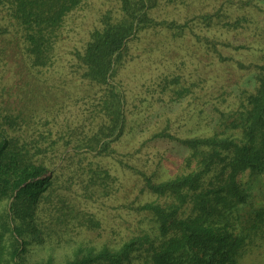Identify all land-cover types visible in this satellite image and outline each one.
Masks as SVG:
<instances>
[{
  "label": "trees",
  "instance_id": "16d2710c",
  "mask_svg": "<svg viewBox=\"0 0 264 264\" xmlns=\"http://www.w3.org/2000/svg\"><path fill=\"white\" fill-rule=\"evenodd\" d=\"M110 1V7L98 10L86 35L69 52L71 70L79 75L84 89L73 103L79 110L73 120L54 128L50 114L39 117L10 110L3 106L0 94V200H11L7 216L12 232L8 256L0 255V264H24L31 241L44 243L46 236L80 235L85 228H100L102 221L90 210V203L103 206L123 187L112 161L139 175L141 192L155 196L122 203L126 209L146 214L149 226L119 245L80 244L77 254L63 264H133L136 259L143 264H240L239 250L264 223V206L256 207L254 201L264 176V64L259 66L255 90L242 94L236 111L225 117L227 113L215 103L217 127L210 134L185 136L186 123L171 121L172 104L192 95L198 82L182 85L179 77L165 75L152 83L141 82L140 87L148 90L133 96L131 83L120 78V70L137 58L131 53L136 42L161 31L177 37L190 31L206 52L220 56L219 45L224 42L201 37L194 27L222 24L225 16L220 11L178 22L157 15L160 5L169 0ZM91 3L0 0V40L14 36L33 68L52 67L70 17ZM245 21L246 14H235V20L225 25L232 29ZM1 67L0 49V72ZM172 81L180 88L170 93L167 85ZM162 102L164 110L152 112ZM143 103L149 106L140 110ZM153 118L164 120V125L152 138L138 142L133 156L149 141L154 145L168 141L185 150L180 171L166 178L156 169L150 172L116 156V144L124 143L134 131H144ZM36 264L55 263L48 259Z\"/></svg>",
  "mask_w": 264,
  "mask_h": 264
},
{
  "label": "rangeland",
  "instance_id": "374dc122",
  "mask_svg": "<svg viewBox=\"0 0 264 264\" xmlns=\"http://www.w3.org/2000/svg\"><path fill=\"white\" fill-rule=\"evenodd\" d=\"M169 1L160 5L157 15L178 22H185L200 14L221 11V15L225 16L222 24L204 27L198 23L194 27L195 32L201 37L208 36L224 42L219 45L221 55L206 52L205 46L200 44L197 36L190 31L183 37L174 36L169 31H161L158 35L148 33L140 43L136 42L132 46L131 53L137 58L128 63L126 68L121 69L119 76L126 84L131 83L128 88L130 93L135 92L133 96L148 90L147 87H140L141 82L161 80L165 75L179 77L182 85L191 86L198 82L192 95L189 93L180 102L172 104L175 105V111L170 118L172 122L186 123L185 128L188 131L185 136L210 134L213 128L217 127L219 120V113L214 111L215 103L227 113L225 117H228L238 109L242 94L255 90L259 66L264 64V0H250L248 6H244L242 2L249 0ZM239 3L243 8L239 9ZM110 4V0H92L90 6L76 11L73 18L70 17L64 40L58 45L60 46L58 61L52 67L41 70L33 68L14 36L2 38L0 94L3 106L10 110H24L34 116H51L50 119L54 121L51 126L54 128L73 120L79 114L78 106L73 103L79 101L84 89L79 75L76 76L71 70L72 58L69 52L80 37L86 35V30L98 16V10L106 9ZM114 4L112 3V6ZM235 14L240 16L246 14L248 21L228 29L225 22L235 20ZM172 83L173 81L167 85L168 88L166 86L170 93L174 88H180L178 83L171 85ZM170 86H173L172 89ZM154 88L155 86H152V90ZM157 90L159 93L162 92V88L157 87ZM162 105L163 102L156 104L152 112L164 110ZM145 106L148 107L149 104L143 103L140 110L145 109ZM138 108L131 112L132 120L136 118L134 116L136 113H132ZM155 120L150 119L152 125L147 124L148 129L144 127V131L128 134L124 140L125 144L123 142L116 144V156L126 162L131 159V163L149 169L150 172L156 169L162 178H166L180 171L179 165L183 163L184 155L187 153L185 150L168 141H160L156 145L149 141L148 146L141 149L136 157L133 156V151L139 148L135 145L152 138L158 126L164 125V120L156 122ZM132 123L135 121L130 124ZM232 130L228 129L229 132ZM112 162L119 183L123 184L122 189L115 197L108 198L105 205L90 203L89 206L90 210L100 217L102 226L93 230L85 228L80 235L46 236L44 243L31 241L24 264H36L48 259H53L55 264H63L77 254L80 244L96 248L119 245L128 239L129 235L149 226L146 214L126 209L122 203L126 200H150L155 196L148 191L141 192L142 182L139 175L129 172V169L124 170L116 162ZM159 175L155 173L156 178ZM259 189L254 192L256 207L264 206V176ZM10 202V199L0 200V255L3 256H8L12 241V232L8 224L10 219L7 216L11 208ZM239 253L240 264H264V223L261 229L247 237ZM133 264L143 263L142 260L136 259Z\"/></svg>",
  "mask_w": 264,
  "mask_h": 264
}]
</instances>
